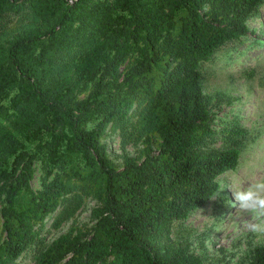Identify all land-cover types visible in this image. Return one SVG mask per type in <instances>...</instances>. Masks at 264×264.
I'll return each instance as SVG.
<instances>
[{"label":"trees","instance_id":"obj_1","mask_svg":"<svg viewBox=\"0 0 264 264\" xmlns=\"http://www.w3.org/2000/svg\"><path fill=\"white\" fill-rule=\"evenodd\" d=\"M263 6L0 0V264L31 252L34 264H210L174 227L227 201L219 177L239 165L244 130L234 120L221 130L232 143L215 145L202 66ZM89 198L92 222L47 241V220L58 229ZM231 264H264V243Z\"/></svg>","mask_w":264,"mask_h":264},{"label":"rangeland","instance_id":"obj_2","mask_svg":"<svg viewBox=\"0 0 264 264\" xmlns=\"http://www.w3.org/2000/svg\"><path fill=\"white\" fill-rule=\"evenodd\" d=\"M251 31L245 38L230 42L217 51L214 57L202 66L205 91L218 100L217 130L221 137L216 146L230 145L231 137L225 141L221 133L238 120L244 133L238 134L241 149L239 165L223 173L219 180L227 187L235 178L237 186L264 179V6L261 15L249 22ZM216 102V101H215ZM109 150L121 154V138L116 132L107 138ZM131 154H136L133 143L127 145ZM40 173L33 180L34 188L39 187ZM228 198L222 204L220 193L208 203L193 211L187 221L177 223L174 236L188 238L197 252L202 253L210 264H231L246 257L247 251L255 245L264 243L250 231V217H235L237 208L233 206V190L223 189ZM95 200L87 199L82 207L58 229L52 228L54 217L47 220L43 235L47 241L66 232L74 223L85 225L92 222L91 210ZM222 205V208L221 206ZM19 264H34L31 253L24 254Z\"/></svg>","mask_w":264,"mask_h":264},{"label":"clouds","instance_id":"obj_3","mask_svg":"<svg viewBox=\"0 0 264 264\" xmlns=\"http://www.w3.org/2000/svg\"><path fill=\"white\" fill-rule=\"evenodd\" d=\"M231 188L233 190V206L237 208L235 217H250V231L258 237H264V179L248 182L246 186H237L235 178L227 187H218V190Z\"/></svg>","mask_w":264,"mask_h":264}]
</instances>
